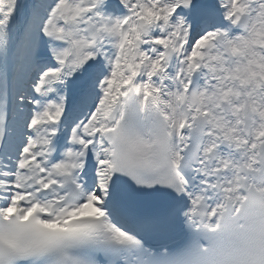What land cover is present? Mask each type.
Listing matches in <instances>:
<instances>
[{
	"label": "snow or ice",
	"instance_id": "snow-or-ice-1",
	"mask_svg": "<svg viewBox=\"0 0 264 264\" xmlns=\"http://www.w3.org/2000/svg\"><path fill=\"white\" fill-rule=\"evenodd\" d=\"M0 264H264V0H0Z\"/></svg>",
	"mask_w": 264,
	"mask_h": 264
}]
</instances>
